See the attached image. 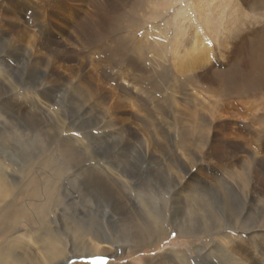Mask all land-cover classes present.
<instances>
[{
	"label": "rangeland",
	"instance_id": "rangeland-1",
	"mask_svg": "<svg viewBox=\"0 0 264 264\" xmlns=\"http://www.w3.org/2000/svg\"><path fill=\"white\" fill-rule=\"evenodd\" d=\"M197 1L0 0L3 39L26 48L32 67L5 57L14 67L13 81L32 85L39 77L34 65L42 62V100L48 103L34 100V91H20L18 97L4 95L0 104V164L9 176L24 177L15 189L14 207L7 206L11 197L0 203V251L14 244L19 253L26 248L39 256L41 246L58 233L68 249L54 264H156L170 254L172 264H181V253L194 264H230V257L211 255L213 238L181 235L173 223L154 245L133 247L127 243L128 229L111 225L107 204L85 185L91 157L123 163L132 177L128 181L136 182L132 191L120 184V177L100 172L107 188L115 186L113 200L127 213L131 202L169 213V199L188 192L194 177L214 184L226 179L240 195L228 177L248 171L245 166L252 177L256 172L264 176V167L260 171L253 161L256 155L264 159V0H200L204 11L199 12ZM2 79L6 93L12 87ZM9 103L23 107L29 119H39L47 135L60 143V169L51 159L54 151L27 174L14 168L17 154L27 148L25 137L17 136L19 122H8L4 115ZM145 154L154 161L145 160ZM74 155L82 168L76 167ZM166 185L167 195L159 191ZM247 198L248 206L238 200L237 209L246 214L242 225L248 228L241 229L239 222V230L225 229L216 238L224 244L242 241L249 253L241 254L264 264L263 255L251 249V239L264 235L257 223L264 197L251 193ZM4 208L9 211L3 215ZM116 233L121 240L114 238ZM94 241L113 245L97 255ZM199 246L206 255H198Z\"/></svg>",
	"mask_w": 264,
	"mask_h": 264
},
{
	"label": "bare ground",
	"instance_id": "bare-ground-1",
	"mask_svg": "<svg viewBox=\"0 0 264 264\" xmlns=\"http://www.w3.org/2000/svg\"><path fill=\"white\" fill-rule=\"evenodd\" d=\"M198 1H200V0H198ZM198 1L195 4L196 11H198V12L204 11V4H201ZM236 6H237V4H235L234 8H236ZM233 14L234 13L231 10L229 16L232 17ZM3 36H4V32H3L2 28H0V77H2L3 79H6V81L8 80V83L12 88H9V90L6 91V93H4L5 89L0 88V104L3 102L2 98H4L6 96V94H9L10 92L14 93L13 95L16 96L17 94H19L20 91H27V92L34 91V93L36 94V96H35L36 98H34V100H38L39 102L41 101L42 105L43 104L47 105L48 103L43 101L46 99V97H45L46 92H44V89H43V91L41 90L42 89L41 87H43V85L45 84V79H46L45 72L43 71L42 62H37L34 65V69L36 71L35 73L38 74L39 77H38L36 82H32V85H30L31 83L29 80H28V82H24V79H23V81H21L20 79L19 80L17 79L14 83V81H13L14 78H12L15 75L12 71L14 69V67L12 66V64H9L6 61L5 57H8V58H10L16 62H21L22 64L27 63L28 66L31 67L30 59H28V56H27V54L29 52L27 53V50L24 47H20V46L17 47L16 45L9 44L8 42H6L3 39L4 38ZM2 49H3V51H2ZM33 52H34V50H33ZM0 87H1V85H0ZM9 96H10V94H9ZM16 97H18V96H16ZM11 99H7L6 101H10ZM12 100H16V98H14ZM25 101H27V100H25ZM25 106H27V105H25ZM22 108L23 107L17 108L16 106H14V104L12 106L9 103L8 107H7L8 112H5L3 110L5 112L4 115L7 118L8 122H9V120L15 121V122L17 121L21 125L22 131L19 132L17 134V136H19L20 138L24 136L26 139L25 141H26L27 150L26 151L24 150V152H22L21 154L20 153L17 154V159H15L16 160L15 163L13 162L14 165L12 163L11 164L14 166V168L16 170L22 171V172L27 174L29 172V170L34 165H42V163L46 162V158H48L47 153L48 152L51 153L54 151L56 153V156L51 157V159L52 160L54 159L55 165L59 167L60 166V153L57 152L59 150L57 148V146L60 143L58 144V142L56 140H54L53 138H51L47 135V132H46L45 128L43 127V125L41 126L39 119H38V122H35L32 119H29L28 116L25 115ZM13 133H15V132H13ZM13 135H15V134H13ZM8 137H9V135H8ZM10 137H12V136H10ZM9 138H8V140H9ZM18 141L20 142V140H18ZM12 142L14 143L15 141L13 140ZM126 142H127L126 144L128 146H130V147L132 146V144L130 143V141L128 139H126ZM4 143H6V142H4ZM14 144H10V145L12 146ZM116 145H118V144H116ZM11 146H9V147H11ZM89 146H88V148H91ZM83 149H85V148H83ZM65 152H66V150H65ZM139 152H141V151H139ZM115 153H114V155H115ZM90 156H92V155H90ZM144 158L147 161H154V158L151 157L150 155H146ZM9 160H7V161H9ZM88 161L89 162L91 161V163H90L91 166H89V168H88L89 170H87L89 172L90 179L88 178V181L85 182L86 189L88 190L89 193L91 192L94 197H96L99 201H101V203H104L103 205L107 204L105 206V207H107L106 208L107 212L104 210L103 211L106 212V214L110 215L109 218H113L111 225H114L116 227H121L120 224H123L124 228L128 229V231H129L128 233H130V234H129V236L126 235L127 236V243L131 244L133 247L134 246H136V247H147L150 245L151 246L154 245L157 242L158 238H160V237H162L168 233V227H169L170 223H173L175 225L174 228H177L180 231V232L178 231L179 234H181V235L184 234V235H188V236L194 237V238H197L196 236H202L203 235V237L207 238V239L213 238L210 240V244L212 247L211 255L212 254L215 256L217 255V256H220V258H221V255L223 257H225V256L230 257V258H232V260L229 262L230 264H259L257 262V260L252 259V258L248 259L247 257L242 255L245 253L248 256V253H249V251L246 249V247L243 246L242 241L237 242L234 240L233 241L230 240L229 244L228 243L224 244V243L220 242L216 238V236L220 235V233H223V231L225 229H229L230 231H237V230H239V227L244 222V219L246 218L245 217L246 214H244V216H242L243 213H241V211L237 209V205L240 204L238 200H241L243 202L242 205L248 206V203H247L248 198L247 197L249 196V194L252 193L256 197H258V196L264 197V188H263L264 176L262 174L256 172L254 177H252L251 176L252 169L249 170L248 167L246 168V166H245V169H247L248 171L245 172V170H244L243 174H240L238 176L228 177V178H230V180L232 179L231 181L234 180L235 183L238 184L237 189H239L238 192L240 193V195L237 194L236 190H234V188H232V186H230V184H228V181L226 179L220 180L217 184H214L212 181L206 179L205 177L204 178L203 177H201V178L194 177L193 181H195V184H192V187H190L188 192H187V189H186L185 193L176 192L174 194V196H172V200L169 199V203H171V205L169 204V207H168L169 213H166L167 210H166V212L164 210L163 213H159V212L151 209V207L149 208L147 206H145V209H140V206L137 205L136 202H131L130 205L126 204V206L129 208V211H130L129 213L131 214L130 215L129 213L126 212L125 209H123L122 207H120V205L117 204L118 201L116 202L113 200L114 196L110 192L114 193L115 190H112V189H114L115 186L111 185L110 188H107V186L105 185V183H107V181H104L106 177H103L101 175V173H102L101 171H103V173L105 172L108 175L114 174L118 178L120 177L119 179H121V180H119V181L121 183L120 182L119 183L121 185H123L124 187H126L129 191H132V187L136 184V182H135V184H132L128 181V179H132V177H131V175H128L127 170H125V168L122 167L123 163L121 164L119 162H114L112 160L111 161L107 160V162L105 160L104 163H101L102 161H101L100 156L91 157ZM253 161H254V163H256L259 166V168L261 167L260 171L263 170L264 159L262 157L259 158L256 155V157L253 158ZM73 162L77 163L76 167H80V166H81V168L83 167L82 160L80 158H78L76 155H74V161ZM138 162H140V161H138ZM160 162H162V164H164L165 161L161 160ZM132 163H134V162H132ZM95 166H97L98 168ZM59 169H60V167H59ZM134 170H135V168H134ZM10 172L12 173L13 169H11ZM137 173H139V172H137ZM260 175H261V177H260ZM18 179H20V180H18ZM23 179H24V177L18 178V177L12 176V174L9 176V173L6 172V170L4 169V166L0 164V203L6 202L7 199L11 197L12 198L11 203L7 202L9 204L7 206L9 208L11 206H13V204L15 203V200H14L15 199V197H14L15 196V189L18 186L19 182L22 184ZM256 179L260 180L259 184H255ZM133 181H135V180H133ZM111 183H113V182H111ZM236 184H235V186H236ZM179 185H181V184H179ZM259 186L261 188L257 189ZM167 189H168V186L166 185L164 189H160L159 191L161 193H163L165 191V193H166V192H168ZM176 191H177V189H176ZM139 192H137V193H139ZM165 193H163V194H165ZM166 195H167V193H166ZM171 195H173V193ZM137 197H139V196H137ZM140 198H141V196H140ZM136 201H138V200H136ZM215 204H216V207L218 206L217 207L218 209L212 210L213 205H215ZM172 205H174V206H172ZM177 206H179V207H177ZM5 208H7V207H5ZM5 208L3 209L4 211L2 210L3 215L9 211V209L6 211ZM171 208H173V214H172V212H170ZM260 209L261 210H260V213L258 214V222L257 223L260 226L264 227V202H263V206H261ZM108 212H110V213H108ZM101 214H99V215H101ZM101 218H102V216H101ZM138 218H143V219L142 220L140 219L141 221H138ZM97 220H99V219H97ZM100 221H101V219H100ZM104 222L105 221H103V223ZM239 222H240V224H239ZM125 223H128V224L131 223V224H133V226L129 227L131 224L128 226V224L126 225ZM92 224H94V223H92ZM92 224H90V226H92ZM238 224H239V227H238ZM245 225H247V223H244L242 225L241 229L244 230V227L248 228V225L247 226H245ZM110 227H112V226H110ZM13 229H15V228H13ZM84 229H85V227H84ZM90 229H91V227H90ZM85 230L89 232V230H87V229H85ZM0 232H4V231H0ZM91 232H92V230H91ZM93 233L94 232L87 233V234L92 235ZM0 234H3V233H0ZM126 234H127V231H126ZM56 235H53L54 239L47 240V242H49V243L45 244V246L44 245L41 246L44 251H42L41 255L39 254V256H37V254L34 255V253L32 254V253L28 252V250H26V248L23 250V253H19L20 251L19 252L16 251L15 246H13L14 244L13 245L12 244H6L3 248H1L2 250L0 251V264H38L37 262L40 260L41 256H44L46 259H44L42 262H39V264H54L61 257H64V254L67 252V249H68L66 244L64 245V244L60 243V236H59L60 234L58 235V233H57ZM93 236H95V235H93ZM96 236H97V234H96ZM114 238H116L117 240H121L122 236L120 234L116 233L114 235ZM94 243H95V241H94ZM105 243H107V244L104 247L95 243L97 245L96 246L97 255H103L101 253H104L105 251L108 250L109 244L113 245L112 241H107ZM118 246H120V245L118 244ZM25 247H26V245H25ZM203 249L204 248L202 247V249H201L200 246L196 248L198 255H201V256L206 255V253L203 252L204 251ZM251 249H252V252H255L256 254H258V253L262 254L263 258H264V235L263 234L260 233V234H258V236L253 237L251 239ZM179 262H181V264H194V260L193 259L191 260L190 258H188L187 254H185V253L184 254L181 253V255H179ZM172 263H174V262H172V256L170 254L166 257H162L161 260H159L158 263H156V264H172ZM208 264H211V263L209 262Z\"/></svg>",
	"mask_w": 264,
	"mask_h": 264
}]
</instances>
